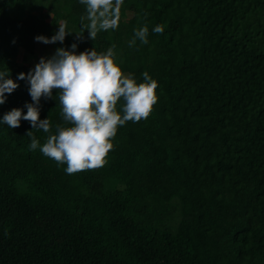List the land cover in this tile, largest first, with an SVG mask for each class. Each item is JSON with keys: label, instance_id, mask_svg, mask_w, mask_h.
Wrapping results in <instances>:
<instances>
[{"label": "trees", "instance_id": "trees-1", "mask_svg": "<svg viewBox=\"0 0 264 264\" xmlns=\"http://www.w3.org/2000/svg\"><path fill=\"white\" fill-rule=\"evenodd\" d=\"M79 0H0V71L27 80L57 45H115L122 69L158 81L147 120L118 129L104 167L69 175L38 149L49 133L0 123V264H264V0H124L95 40ZM65 23L63 41L49 39ZM87 22V21H85ZM148 25L149 43L135 29ZM163 24V34L152 29ZM53 90L40 119L66 126Z\"/></svg>", "mask_w": 264, "mask_h": 264}, {"label": "clouds", "instance_id": "clouds-1", "mask_svg": "<svg viewBox=\"0 0 264 264\" xmlns=\"http://www.w3.org/2000/svg\"><path fill=\"white\" fill-rule=\"evenodd\" d=\"M85 6L86 15L80 17L82 29L95 40L98 33L117 30L122 18L124 0H79ZM87 21V22H85ZM165 26L156 25L152 31L163 34ZM71 31L67 25L59 23V30L50 39L37 36L38 42L45 44L63 43ZM149 28L145 23L135 29L132 47L136 41L146 45ZM74 43L71 50L59 48L50 58H41L35 68L28 73H20L18 79L27 80L29 94L33 103L25 105L27 113L21 108H13L4 114L0 123L11 129L20 127L21 121H29L33 129L49 133L41 145L33 131L29 148L39 150L58 165H67L69 175L86 170L102 168L107 157L114 150L118 129L128 122L147 120L158 103V81L147 71L143 72L142 82L135 74L122 69L123 60L115 52V45L105 52L94 49L77 54ZM19 84L10 78V71H0V105L6 102V94L13 93ZM53 90H58V104L66 126L57 125L55 134L51 133L50 119H40L41 98H52Z\"/></svg>", "mask_w": 264, "mask_h": 264}, {"label": "rangeland", "instance_id": "rangeland-1", "mask_svg": "<svg viewBox=\"0 0 264 264\" xmlns=\"http://www.w3.org/2000/svg\"><path fill=\"white\" fill-rule=\"evenodd\" d=\"M49 46L52 47L51 44H50ZM54 48H55V49H56V48H57V49L62 48V45H57V46H55Z\"/></svg>", "mask_w": 264, "mask_h": 264}]
</instances>
